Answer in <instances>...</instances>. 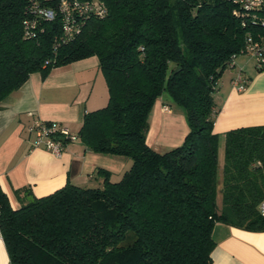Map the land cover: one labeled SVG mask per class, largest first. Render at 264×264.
I'll return each mask as SVG.
<instances>
[{
    "label": "trees",
    "instance_id": "1",
    "mask_svg": "<svg viewBox=\"0 0 264 264\" xmlns=\"http://www.w3.org/2000/svg\"><path fill=\"white\" fill-rule=\"evenodd\" d=\"M97 1L105 13L61 41L59 17L39 19L25 36L27 0H0V101L32 72L95 55L108 99L83 114L75 135L130 160L119 177L98 166L100 185L66 182L16 208L0 188L10 264H211L217 222L264 230V124L225 131L220 176L213 131L220 77L247 34L264 35V6L241 13L229 0ZM162 94L182 109L188 131L158 151L146 135Z\"/></svg>",
    "mask_w": 264,
    "mask_h": 264
},
{
    "label": "crops",
    "instance_id": "2",
    "mask_svg": "<svg viewBox=\"0 0 264 264\" xmlns=\"http://www.w3.org/2000/svg\"><path fill=\"white\" fill-rule=\"evenodd\" d=\"M238 68L248 76L243 91H236L230 82ZM107 99L98 58L91 55L53 67L46 75L39 71L30 73L0 101V188L13 208L22 200L48 194L66 182L100 185L101 177L95 172L98 166L111 171V178L119 177L129 167L126 157L94 152L77 136L63 140L58 155L31 144L34 133L28 131V126L35 119L56 121L76 134L83 114L104 106ZM214 99L217 112L213 131L218 134L220 176L225 131L264 124V70L249 68L245 61L235 57L233 66L224 69ZM167 101L166 94L157 98L149 117L146 143L158 151L180 144L188 131L183 111L173 110ZM22 188L26 190L16 193ZM216 200L220 206V188ZM212 236L216 243L211 251V264H264V230H246L217 222ZM0 264H10L1 234Z\"/></svg>",
    "mask_w": 264,
    "mask_h": 264
},
{
    "label": "built area",
    "instance_id": "3",
    "mask_svg": "<svg viewBox=\"0 0 264 264\" xmlns=\"http://www.w3.org/2000/svg\"><path fill=\"white\" fill-rule=\"evenodd\" d=\"M236 6L235 10L241 13H254L264 6V0H229ZM106 9L102 2L97 0H27L26 12L23 19L25 36L34 33V27L39 19L52 20L59 17L61 23V41H67L77 33L89 16H101ZM241 52L250 55L257 70H264V35L254 37L247 34ZM233 65V63L231 64ZM236 91H243L248 82V76L241 68L234 71L230 80ZM28 131L34 133L31 141L33 147L42 146L54 154L62 151L63 140H73L76 135L69 128L56 121L35 119L28 126ZM258 210L264 214V197L258 205Z\"/></svg>",
    "mask_w": 264,
    "mask_h": 264
},
{
    "label": "rangeland",
    "instance_id": "4",
    "mask_svg": "<svg viewBox=\"0 0 264 264\" xmlns=\"http://www.w3.org/2000/svg\"><path fill=\"white\" fill-rule=\"evenodd\" d=\"M236 59L237 60H241V61H245V63L247 64V66L249 67V68H251L252 66L255 68V66H254V61H253V59H252V57L250 56V55H248L247 53H245V52H240V53H238L237 55H236ZM256 69V68H255ZM224 79H225V76L223 77ZM168 96V95H167ZM168 100H169V97H168ZM171 100V99H170ZM169 100V104H170V106H171V108L173 109V110H179V111H182V109L177 105V104H175L174 102H172V101H170ZM149 121H150V118H149ZM166 149H168V148H163L161 151H164V150H166ZM128 159V158H127ZM129 160V159H128ZM130 161V160H129ZM218 193V192H217Z\"/></svg>",
    "mask_w": 264,
    "mask_h": 264
}]
</instances>
